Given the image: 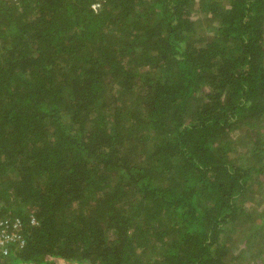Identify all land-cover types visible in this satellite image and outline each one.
Instances as JSON below:
<instances>
[{
    "label": "trees",
    "instance_id": "16d2710c",
    "mask_svg": "<svg viewBox=\"0 0 264 264\" xmlns=\"http://www.w3.org/2000/svg\"><path fill=\"white\" fill-rule=\"evenodd\" d=\"M0 218V264H264V0H0Z\"/></svg>",
    "mask_w": 264,
    "mask_h": 264
},
{
    "label": "built area",
    "instance_id": "2783aa9c",
    "mask_svg": "<svg viewBox=\"0 0 264 264\" xmlns=\"http://www.w3.org/2000/svg\"><path fill=\"white\" fill-rule=\"evenodd\" d=\"M31 222L34 220L31 218ZM24 239L20 232V221L18 218H0V254H6L13 246L21 248Z\"/></svg>",
    "mask_w": 264,
    "mask_h": 264
},
{
    "label": "rangeland",
    "instance_id": "374dc122",
    "mask_svg": "<svg viewBox=\"0 0 264 264\" xmlns=\"http://www.w3.org/2000/svg\"><path fill=\"white\" fill-rule=\"evenodd\" d=\"M245 264H249V263H245Z\"/></svg>",
    "mask_w": 264,
    "mask_h": 264
}]
</instances>
